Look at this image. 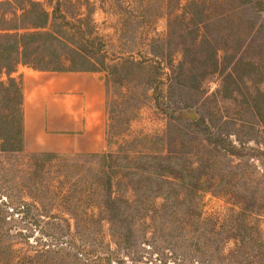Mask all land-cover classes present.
<instances>
[{
    "label": "rangeland",
    "instance_id": "rangeland-1",
    "mask_svg": "<svg viewBox=\"0 0 264 264\" xmlns=\"http://www.w3.org/2000/svg\"><path fill=\"white\" fill-rule=\"evenodd\" d=\"M31 69L101 74V153L24 150ZM0 264H264V0H0Z\"/></svg>",
    "mask_w": 264,
    "mask_h": 264
},
{
    "label": "crops",
    "instance_id": "crops-1",
    "mask_svg": "<svg viewBox=\"0 0 264 264\" xmlns=\"http://www.w3.org/2000/svg\"><path fill=\"white\" fill-rule=\"evenodd\" d=\"M22 78L25 151L68 155L104 150L107 89L100 73L31 69Z\"/></svg>",
    "mask_w": 264,
    "mask_h": 264
},
{
    "label": "trees",
    "instance_id": "trees-1",
    "mask_svg": "<svg viewBox=\"0 0 264 264\" xmlns=\"http://www.w3.org/2000/svg\"><path fill=\"white\" fill-rule=\"evenodd\" d=\"M48 19V18H47ZM45 35H49V36H51L52 34H50V33H47V32H45ZM98 155V154H97ZM43 216V215H42ZM44 217V216H43ZM47 217H49V216H47ZM96 252H97V250H96ZM95 252V253H96ZM81 253V252H80ZM84 253V252H83ZM82 254V253H81ZM96 257L97 258H99V259H103V260H109L110 258H111V254H109V253H104L103 255H96ZM95 261H98V260H95Z\"/></svg>",
    "mask_w": 264,
    "mask_h": 264
},
{
    "label": "water",
    "instance_id": "water-1",
    "mask_svg": "<svg viewBox=\"0 0 264 264\" xmlns=\"http://www.w3.org/2000/svg\"><path fill=\"white\" fill-rule=\"evenodd\" d=\"M190 118H194V114H191V115H190Z\"/></svg>",
    "mask_w": 264,
    "mask_h": 264
}]
</instances>
